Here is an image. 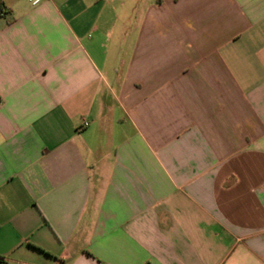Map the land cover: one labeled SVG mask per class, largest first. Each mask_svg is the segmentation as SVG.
<instances>
[{"label": "crops", "instance_id": "obj_1", "mask_svg": "<svg viewBox=\"0 0 264 264\" xmlns=\"http://www.w3.org/2000/svg\"><path fill=\"white\" fill-rule=\"evenodd\" d=\"M0 7V259L264 264V0Z\"/></svg>", "mask_w": 264, "mask_h": 264}, {"label": "built area", "instance_id": "obj_2", "mask_svg": "<svg viewBox=\"0 0 264 264\" xmlns=\"http://www.w3.org/2000/svg\"><path fill=\"white\" fill-rule=\"evenodd\" d=\"M44 0H30L32 6H38L40 5ZM5 15V11L0 7V16H4ZM85 126H87V124H85ZM0 264H13L10 262H6L4 260H2V262H0Z\"/></svg>", "mask_w": 264, "mask_h": 264}, {"label": "trees", "instance_id": "obj_3", "mask_svg": "<svg viewBox=\"0 0 264 264\" xmlns=\"http://www.w3.org/2000/svg\"><path fill=\"white\" fill-rule=\"evenodd\" d=\"M0 262H2V259H0Z\"/></svg>", "mask_w": 264, "mask_h": 264}]
</instances>
